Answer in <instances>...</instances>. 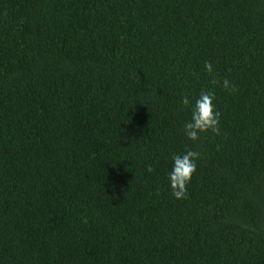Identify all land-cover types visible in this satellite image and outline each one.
I'll list each match as a JSON object with an SVG mask.
<instances>
[{"label":"trees","instance_id":"1","mask_svg":"<svg viewBox=\"0 0 264 264\" xmlns=\"http://www.w3.org/2000/svg\"><path fill=\"white\" fill-rule=\"evenodd\" d=\"M0 264H264V0H0Z\"/></svg>","mask_w":264,"mask_h":264},{"label":"clouds","instance_id":"2","mask_svg":"<svg viewBox=\"0 0 264 264\" xmlns=\"http://www.w3.org/2000/svg\"><path fill=\"white\" fill-rule=\"evenodd\" d=\"M204 70L212 74L213 66L209 61L204 62ZM211 83L216 84L217 81L213 79ZM222 86L225 90L231 91H235L236 88L227 78L222 80ZM214 99L215 94L208 90L201 91L191 104L187 97L183 100L184 105H190L191 113L190 119L183 125V132L187 140L192 141L194 145L201 133L209 130L213 133L219 132L220 114L215 108ZM199 156V151L191 149L183 153L171 154V168L166 173V180L171 195L175 199L182 200L187 198V185L196 170V161ZM147 171H153L151 165L147 166Z\"/></svg>","mask_w":264,"mask_h":264}]
</instances>
